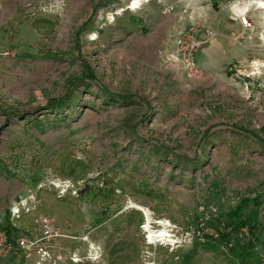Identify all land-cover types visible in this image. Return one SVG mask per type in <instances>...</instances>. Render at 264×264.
I'll return each mask as SVG.
<instances>
[{
    "label": "rangeland",
    "instance_id": "374dc122",
    "mask_svg": "<svg viewBox=\"0 0 264 264\" xmlns=\"http://www.w3.org/2000/svg\"><path fill=\"white\" fill-rule=\"evenodd\" d=\"M257 2L0 0V232L22 204L13 235L35 242L23 264L41 249L44 264H226L196 219L257 196L262 227L241 232L264 264ZM193 30L196 74L176 45ZM163 229L170 243L150 239Z\"/></svg>",
    "mask_w": 264,
    "mask_h": 264
},
{
    "label": "trees",
    "instance_id": "16d2710c",
    "mask_svg": "<svg viewBox=\"0 0 264 264\" xmlns=\"http://www.w3.org/2000/svg\"><path fill=\"white\" fill-rule=\"evenodd\" d=\"M261 200L260 196L253 199L241 198L238 203L228 210L223 218H213L212 220L196 219L200 231L207 223L215 229V234L211 237L203 235L204 247L210 251L222 255L226 264H262L263 257L251 249L250 243L243 241L244 234L241 232L247 229V235L253 234L261 229L258 222ZM3 231L8 237L14 234L9 223L8 212L5 216ZM203 223V224H202Z\"/></svg>",
    "mask_w": 264,
    "mask_h": 264
},
{
    "label": "built area",
    "instance_id": "2783aa9c",
    "mask_svg": "<svg viewBox=\"0 0 264 264\" xmlns=\"http://www.w3.org/2000/svg\"><path fill=\"white\" fill-rule=\"evenodd\" d=\"M240 25L243 28H250L251 24L245 16L240 18ZM195 31L184 32L178 36L176 45L179 54V60L182 66L191 74H196L198 71L195 62V53L199 49L202 41L195 35ZM212 35V34H209ZM21 210L17 206L9 212V222L14 225V221L20 217L23 211V205L21 204ZM38 228L42 234V239L49 243L53 240V227L52 220L49 218L41 217L37 221ZM35 242L31 239L23 238V236L17 237L12 235L8 237L6 233L1 230L0 232V264H7L8 258H17L23 264V256L25 260L29 261L33 257V246ZM60 257H58L59 259ZM45 261H51L49 252L46 249H41L37 254L34 264H44Z\"/></svg>",
    "mask_w": 264,
    "mask_h": 264
},
{
    "label": "bare ground",
    "instance_id": "6f19581e",
    "mask_svg": "<svg viewBox=\"0 0 264 264\" xmlns=\"http://www.w3.org/2000/svg\"><path fill=\"white\" fill-rule=\"evenodd\" d=\"M254 5L258 6V8H257L258 10L264 11V4L257 2V3H254ZM132 6H133L134 9H138L141 6V4L139 2H134ZM247 7L243 8L241 13L246 12ZM158 224L163 225L162 222H158ZM169 238H171V236H170V234H168L166 232L165 229H163L161 231H158L155 234H153V233L150 234V239L151 240H157V241L159 240V241H162L163 243L164 242H169L170 243V241L168 240Z\"/></svg>",
    "mask_w": 264,
    "mask_h": 264
}]
</instances>
